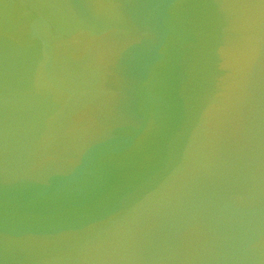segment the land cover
I'll return each instance as SVG.
<instances>
[{
	"label": "water",
	"instance_id": "obj_1",
	"mask_svg": "<svg viewBox=\"0 0 264 264\" xmlns=\"http://www.w3.org/2000/svg\"><path fill=\"white\" fill-rule=\"evenodd\" d=\"M0 264H264V0H0Z\"/></svg>",
	"mask_w": 264,
	"mask_h": 264
}]
</instances>
